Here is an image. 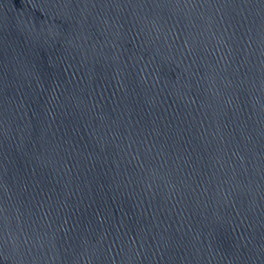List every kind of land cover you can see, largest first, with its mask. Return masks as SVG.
<instances>
[{
  "label": "water",
  "instance_id": "95a60500",
  "mask_svg": "<svg viewBox=\"0 0 264 264\" xmlns=\"http://www.w3.org/2000/svg\"><path fill=\"white\" fill-rule=\"evenodd\" d=\"M0 264H264V0H0Z\"/></svg>",
  "mask_w": 264,
  "mask_h": 264
}]
</instances>
